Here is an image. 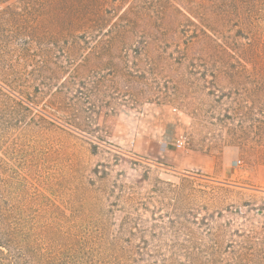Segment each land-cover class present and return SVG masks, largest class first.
Here are the masks:
<instances>
[{"label":"rangeland","instance_id":"1","mask_svg":"<svg viewBox=\"0 0 264 264\" xmlns=\"http://www.w3.org/2000/svg\"><path fill=\"white\" fill-rule=\"evenodd\" d=\"M183 1L124 0L117 8L118 15L129 10L141 19L138 33L144 23L174 35L148 44L138 57L144 42L120 48L119 60L98 54L95 33L78 43L52 40L46 30L36 42L50 53L32 67L43 94L35 103L18 94L6 93L8 104L1 99L0 120L20 121L0 124L3 145H16L0 187H14L16 199L29 201L30 233L39 243L58 248L74 238L115 236L133 252L138 238L123 224L130 218L156 235L147 251L164 264H264V92L254 91V84L264 85V73H253L236 56L226 65L216 45L198 41L209 34L200 19L169 9ZM37 3L0 0V79L19 69V39L26 33L20 26L44 21ZM157 45L165 60L155 58ZM239 64L249 82L239 76ZM228 66L238 68L232 85ZM129 74L139 79L114 85ZM79 91L90 93L86 112L73 98ZM175 195L178 207L199 220L181 219L184 226L173 236L164 229ZM152 222L164 229H151ZM96 250L79 258L89 262Z\"/></svg>","mask_w":264,"mask_h":264},{"label":"trees","instance_id":"2","mask_svg":"<svg viewBox=\"0 0 264 264\" xmlns=\"http://www.w3.org/2000/svg\"><path fill=\"white\" fill-rule=\"evenodd\" d=\"M34 4L41 13L45 14L41 19L43 22L36 21L30 28L26 29L20 26V33H25L19 39L18 45V62L19 69L15 75L9 78L0 79V114L4 113V100L7 104L12 101L10 97L17 98L18 94L34 103L39 96L43 94L42 88L37 82H33L32 67L40 62L45 63L48 57L49 47L38 44L36 41L47 35L46 30H52V40L55 38H71L76 42H88L97 37V45L102 48V52L110 58H119L122 60L120 48L130 47L134 43H142L135 52V57L140 56L142 51H146L148 44L162 43L174 35L169 31H160L158 29H147L143 23V30L134 27L140 18L130 15L129 10L118 15L117 8L121 7L124 0H36ZM169 2V1H168ZM31 3V2H30ZM170 3V2H169ZM169 9L184 17L190 16L196 20L200 19L204 28L209 34L198 41L206 42L210 45H216L222 55L221 58L226 65L234 56L238 57L244 63H250L253 67V73L261 71L264 73V0H189L183 3H177V7L169 4ZM95 33L96 37L89 34ZM218 39L221 44H219ZM198 39V38H197ZM53 46V43L50 44ZM77 45V44H75ZM34 47V48H33ZM33 49V50H32ZM119 50V51H117ZM117 51L118 53H115ZM155 58L165 60L159 46L155 47ZM140 52V53H138ZM239 62V61H238ZM30 66V70L21 68ZM44 65V64H43ZM257 65H261L258 67ZM44 67V66H43ZM224 68L227 75L230 74L229 84H233L234 70L241 69L239 76L246 77L247 70L243 66L234 68L228 66ZM83 67H75L74 72L78 74ZM240 71V70H239ZM116 73V72H114ZM171 74V71L167 72ZM249 76L246 77L249 82ZM134 79L129 74L122 77V80L115 82L117 85L122 81L126 86L133 84ZM117 81V79H115ZM240 84V83H239ZM243 87V81H242ZM256 92H264V85L255 86ZM5 91V92H4ZM79 91L75 97L77 102L84 103V112L87 110V102L90 93ZM10 96L8 97L7 94ZM60 92L52 95V99H58ZM2 99V100H1ZM10 100V101H8ZM31 101V102H32ZM19 105L23 107L22 100L18 99ZM16 103V104H17ZM29 106V104H28ZM86 109V110H85ZM18 118L10 119L7 123L0 120V124H5L9 128L18 125ZM14 124V125H13ZM75 128L80 130L88 129L86 123H75ZM75 129V130H76ZM4 136L0 133V178L2 172L11 171L7 165V160L12 161L8 154L16 151L15 143L3 145ZM97 147V146H96ZM0 179V186L3 185ZM10 182L8 181L7 184ZM14 187H0V264H156L159 259L154 252H148L149 239L156 237L151 230H146L136 219L126 218L124 225L129 230L135 231L138 245L132 252V247L126 251L120 245V238L115 236L110 239H90L81 240L74 238L71 245H59L58 248L45 246L37 239H34L30 233L31 226L27 217L30 211L29 201L23 198L16 199L20 191L13 192ZM24 189V188H23ZM175 192V190H172ZM176 193V192H175ZM177 195H179L177 193ZM175 195V203L170 205V217L168 218L166 229L159 227L156 223L151 224V229L160 228L169 230V235L177 234L184 226L180 220L185 221L186 217L193 222H198V218L192 210H183L178 207L180 204L179 197ZM161 218V217H159ZM196 222V223H197ZM205 223V220H202ZM124 229L121 230L123 232ZM155 232V230H154ZM86 246H89L86 248ZM97 247L95 256L91 261H83L79 258L81 252H87ZM86 248V249H85ZM162 258V257H161ZM153 260V261H152ZM160 264H164L162 259Z\"/></svg>","mask_w":264,"mask_h":264}]
</instances>
